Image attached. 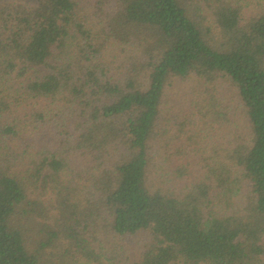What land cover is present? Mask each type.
Returning a JSON list of instances; mask_svg holds the SVG:
<instances>
[{
	"label": "trees",
	"instance_id": "1",
	"mask_svg": "<svg viewBox=\"0 0 264 264\" xmlns=\"http://www.w3.org/2000/svg\"><path fill=\"white\" fill-rule=\"evenodd\" d=\"M0 264H264V0H0Z\"/></svg>",
	"mask_w": 264,
	"mask_h": 264
},
{
	"label": "rangeland",
	"instance_id": "2",
	"mask_svg": "<svg viewBox=\"0 0 264 264\" xmlns=\"http://www.w3.org/2000/svg\"><path fill=\"white\" fill-rule=\"evenodd\" d=\"M12 1H16V2H29V1H31V0H12ZM237 118H238V120L239 121H242V118H241V116H239V115H237Z\"/></svg>",
	"mask_w": 264,
	"mask_h": 264
}]
</instances>
